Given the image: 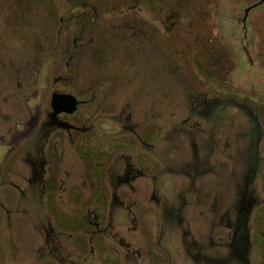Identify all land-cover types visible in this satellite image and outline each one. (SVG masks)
Wrapping results in <instances>:
<instances>
[{"label": "flooded vegetation", "instance_id": "obj_1", "mask_svg": "<svg viewBox=\"0 0 264 264\" xmlns=\"http://www.w3.org/2000/svg\"><path fill=\"white\" fill-rule=\"evenodd\" d=\"M90 1L78 0L79 12L72 16H67L61 5L53 9L47 2L45 7L49 17L53 22L58 19L60 25L33 27L31 22L27 26V32L75 34V47L68 50V56L31 57L24 62L31 66L49 62V99L36 127L21 137V143L12 152L14 164L10 163L0 173V229L9 233L18 223L29 228V237L17 239V243L5 235L7 251L14 256L19 251L21 257H27L33 264H175L162 245L172 229L181 235L182 260L211 262L220 259L222 264H264V259L261 262L259 259L264 258V235H260L261 230L255 223H250L259 204L254 184L260 158V131L254 111L231 100L239 95L226 89L223 74L219 75V87L212 91L214 97L208 95L211 91L198 94L181 91L180 98L186 99L188 104L185 111L188 115L186 119L166 126L162 116L179 109L177 98L180 99V95L175 99L174 108L165 111L162 94L150 95L141 90L138 96L146 101L141 114L147 117V114L155 113L157 122H148L147 118L134 120L132 114L135 111L130 109L129 103L115 107L114 111H102L95 104V90H85L71 70L72 66L82 64L80 56L86 51L85 35L108 34L113 41L110 48L90 52L92 64L106 65L117 61L119 65L135 68L141 53L156 52L159 46L164 49V14L167 12L159 9L134 23L113 25L104 22L111 14L94 10ZM210 1L216 3L217 13L225 11L229 14L225 3L230 0ZM234 1L244 4L243 0ZM245 1L251 4L242 7L244 32L250 11L264 3V0ZM28 5L34 6L33 1ZM121 13L126 17V12ZM174 18L172 14L167 20ZM96 22L99 24L94 25ZM171 26L173 29L175 24L172 22ZM194 45V42L187 44L191 50L187 60L191 62ZM57 49L56 46L51 48L52 51ZM182 59L178 58L176 64L184 61ZM172 62L175 59L170 58L169 64ZM212 69L210 62L204 69L198 68L211 88L209 82L216 77ZM18 77L17 74L15 80L19 82ZM63 97L73 99L72 111L66 110ZM53 98L58 100L55 107L52 106ZM228 110L247 116L252 138L242 154L244 166L240 173H225L219 169L215 173L211 159L218 161V155L221 158L225 155L214 147L222 138L216 141L207 133L208 138L201 139L202 133L197 128L202 122H226ZM101 112L114 115L102 117ZM102 119L108 120L109 125H101ZM6 129L0 135V143L11 138L14 122ZM165 133L177 134L189 152L183 163L186 166L183 175L192 189L182 190L177 196L178 202L163 198L158 186L165 166L161 151ZM235 174L239 179L230 201L222 197L220 203L216 202V196L213 202L204 206V219L209 230L205 245H202L189 229L182 227L185 222L182 210L191 204L185 200V194L194 192V202L201 205L204 197L212 195L203 194L200 179L208 176L225 180ZM118 212L122 216L116 219ZM205 247L213 248L211 251L215 255H207L209 250L204 252Z\"/></svg>", "mask_w": 264, "mask_h": 264}, {"label": "rangeland", "instance_id": "obj_2", "mask_svg": "<svg viewBox=\"0 0 264 264\" xmlns=\"http://www.w3.org/2000/svg\"><path fill=\"white\" fill-rule=\"evenodd\" d=\"M13 1L18 3L14 4ZM30 1H33L34 6L28 5ZM243 1L244 4L241 1H227L225 5L228 14L225 11L217 13L216 3L210 0H91L90 6L94 10L111 14V17H106L104 22H111L113 25L134 23L159 9L164 13L167 12L164 14V49L159 46L156 52L147 50L143 55L141 53L135 68L132 65H119L117 61L106 65H94L89 61L90 52L93 49L110 48L113 41L108 34H86L84 46L86 51L80 56L82 64L72 66L71 70L78 76L77 80L81 81L85 90H95V104L102 111H114L115 107L129 103L130 109L135 111V114H132L133 119L139 121L147 118L148 122H157L156 114H147V117L141 114V108L146 104V101L138 96L141 90L150 95L162 94L166 111L174 108L175 99L178 95L179 98L181 97V91L198 94L217 89L219 75L223 74L227 81L226 89L239 95L231 97V100L253 110L259 125L260 158L254 184L259 204L255 207L250 223L251 225L255 223L261 230L260 235H264V3L250 11L244 32L241 25L242 7L251 3ZM47 2L53 9H58L61 5L67 16L79 12L78 0H0V65H2L0 67V135L7 130L10 122H14V133L11 138L7 142L0 143V173L6 170L10 163L14 164L12 152L21 143V137L31 128L36 127L48 105L49 62L48 64L43 62L41 66H31L24 62L31 57L68 56V50L75 47L73 43L75 34H42L34 30L27 32L29 29L27 26L31 22L34 23L31 24L33 27L60 25L58 19L53 22L49 17L45 7ZM121 12H126V17L121 16L123 15ZM172 14L174 20L168 21L167 17ZM172 22L175 24L173 29ZM96 24L99 23H94ZM193 42L195 45L192 50L193 62H191L187 60L189 56L191 57V50L187 48V44ZM53 46L58 49L52 51ZM181 57L184 61L176 64L177 59ZM170 58L175 59V62L169 64ZM209 62L213 68L212 73L216 76L211 82L208 81L212 88L206 84L204 74L198 70V68L204 69ZM185 63L187 65H183ZM17 74L19 82L15 80ZM32 77L33 80L28 87ZM97 85L99 87H96ZM213 94L212 92L208 95L214 97ZM177 101L179 109H176V112L163 114L164 126L167 123L186 119L187 101L184 98H177ZM109 114L114 115L112 112L100 113L102 117H107ZM101 122V125H109L108 120L102 119ZM197 130L202 133L199 135L201 139L208 138L207 133H210L211 138H215L216 141L222 138V141H218L217 145L213 146L225 155L222 158L218 155V161L211 159L213 172H218V169L225 173L242 171L244 166L242 154L252 138L251 125L244 113L228 110L226 122L217 124L202 122ZM212 149L214 148L211 147V152ZM161 151L165 166L164 172L160 174L158 186L163 198L178 202L177 196L182 190L192 189L183 175L186 170L183 163L187 160L188 148L177 134L165 133ZM238 179V174L229 176L225 180L208 176L200 179L199 185L203 187V194L212 195V197H204L201 205L194 202V192L189 191L185 194V200L191 204L182 210L185 219L182 227L189 229L202 245H205L209 230V225L204 219L206 214L204 206L213 202L216 196V202L220 203L219 198L222 197L229 202ZM209 198L212 200L210 201ZM121 216L122 214L118 212L115 218ZM6 234L17 243V239L26 240L29 237V228L18 223L12 226L9 233L0 229V264H33V261L27 257H21L19 251H16L17 257L7 251L9 248L4 241ZM180 236V232L170 229L168 236L162 241L164 249L174 259L175 264H222L220 259L211 262L182 260L180 257L184 252ZM210 248L205 247L203 251L209 250L207 255H215L211 251L214 249ZM262 251L264 252V246ZM259 259L261 262L264 258Z\"/></svg>", "mask_w": 264, "mask_h": 264}, {"label": "water", "instance_id": "obj_3", "mask_svg": "<svg viewBox=\"0 0 264 264\" xmlns=\"http://www.w3.org/2000/svg\"><path fill=\"white\" fill-rule=\"evenodd\" d=\"M261 3H262V1L259 4H261ZM61 99H62V103L68 108L66 110H68L69 112L72 111L73 108H74V105H75L74 102H73V99L71 97H63ZM57 101H58L57 98H53L52 99V106L53 107H55Z\"/></svg>", "mask_w": 264, "mask_h": 264}]
</instances>
